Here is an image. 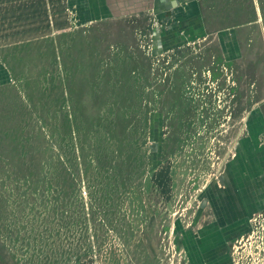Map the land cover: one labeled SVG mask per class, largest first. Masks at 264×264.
<instances>
[{
    "label": "rangeland",
    "instance_id": "rangeland-1",
    "mask_svg": "<svg viewBox=\"0 0 264 264\" xmlns=\"http://www.w3.org/2000/svg\"><path fill=\"white\" fill-rule=\"evenodd\" d=\"M179 1L84 22L69 0H0V264H185L238 142L264 148V0ZM186 23L202 33L155 45ZM255 214L238 264H264Z\"/></svg>",
    "mask_w": 264,
    "mask_h": 264
},
{
    "label": "crops",
    "instance_id": "crops-1",
    "mask_svg": "<svg viewBox=\"0 0 264 264\" xmlns=\"http://www.w3.org/2000/svg\"><path fill=\"white\" fill-rule=\"evenodd\" d=\"M69 2L75 7L78 19L84 22L115 19L118 16L122 18L145 11L152 13L156 19L165 20L167 17L165 10L161 9L162 4L168 3L169 13L172 14L176 13L177 7L181 4L179 0H69ZM154 26L153 24V28ZM175 26L174 24L156 29L154 43L157 47L172 46L203 31L201 24L196 27L194 23H186L183 29ZM223 35L226 37L222 41L223 55L226 60H232L235 58L231 55V49L235 50L234 39L231 40L228 34ZM257 142L258 134L252 132L238 142L236 152L240 157L237 156L238 160L233 158L228 163L222 177L223 186L212 185L208 190L206 204L211 206V211L195 215L192 225L182 230L180 247L184 252L185 264H237L234 249L238 247L243 249L242 246H247V241L255 245V239L260 231L254 228L252 220L256 211L264 206V165L261 166L264 163V148Z\"/></svg>",
    "mask_w": 264,
    "mask_h": 264
},
{
    "label": "built area",
    "instance_id": "built-area-1",
    "mask_svg": "<svg viewBox=\"0 0 264 264\" xmlns=\"http://www.w3.org/2000/svg\"><path fill=\"white\" fill-rule=\"evenodd\" d=\"M239 248V247H238ZM238 248H235L234 251L236 252ZM253 253V252H252ZM238 264V263H237Z\"/></svg>",
    "mask_w": 264,
    "mask_h": 264
},
{
    "label": "bare ground",
    "instance_id": "bare-ground-1",
    "mask_svg": "<svg viewBox=\"0 0 264 264\" xmlns=\"http://www.w3.org/2000/svg\"><path fill=\"white\" fill-rule=\"evenodd\" d=\"M251 131H252V128H251Z\"/></svg>",
    "mask_w": 264,
    "mask_h": 264
}]
</instances>
